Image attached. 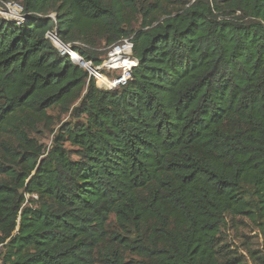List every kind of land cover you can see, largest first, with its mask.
Returning a JSON list of instances; mask_svg holds the SVG:
<instances>
[{
    "label": "trees",
    "instance_id": "trees-1",
    "mask_svg": "<svg viewBox=\"0 0 264 264\" xmlns=\"http://www.w3.org/2000/svg\"><path fill=\"white\" fill-rule=\"evenodd\" d=\"M168 1L0 0L2 264H264V0ZM53 32L137 65L100 88Z\"/></svg>",
    "mask_w": 264,
    "mask_h": 264
},
{
    "label": "built area",
    "instance_id": "built-area-1",
    "mask_svg": "<svg viewBox=\"0 0 264 264\" xmlns=\"http://www.w3.org/2000/svg\"><path fill=\"white\" fill-rule=\"evenodd\" d=\"M23 10V6L18 3H7V12L10 14L9 16H7L8 18H12L17 21L23 20ZM2 13L3 12L0 11V14ZM49 34L51 40L59 48V51L62 55L69 54L72 57L73 61L88 69L90 74L94 75L96 78L98 77L97 75L100 73V71L104 68L110 69L111 71L122 70V74H119L114 81L115 85L125 84L127 82V79L130 77V71L132 67L137 65L138 61L133 58L134 43L132 41V38L123 39L119 44L111 46L103 63L101 65L93 67L92 61H86L80 53L72 51L73 49L72 47H70V45H64L60 42L58 43V41H56L57 37L55 32ZM128 62L133 65L124 66V64ZM96 81H98V79H96ZM2 248L3 245L0 244V264H2Z\"/></svg>",
    "mask_w": 264,
    "mask_h": 264
},
{
    "label": "rangeland",
    "instance_id": "rangeland-1",
    "mask_svg": "<svg viewBox=\"0 0 264 264\" xmlns=\"http://www.w3.org/2000/svg\"><path fill=\"white\" fill-rule=\"evenodd\" d=\"M165 3L169 7H171V8L173 7V9H175V4L174 3H172V2H170L168 0H165ZM0 11L3 12L2 15L5 16V17L10 15L7 12V5L5 6V8L1 7ZM51 16L56 18L55 13H52ZM56 37H57V35H56ZM56 41H58V43H59V40L57 38H56ZM75 44L80 45V46L85 48L84 44H82L80 42H75ZM67 45H70V44H67ZM102 50H104V49H102ZM72 51H74V50H72ZM103 57L106 58L105 56H103ZM119 74H122V70L111 71L110 69L104 68L97 75L98 77L96 79H99L100 76L103 75V76L107 77V79H109L110 81L114 82L116 77ZM96 83L98 85L97 81H96ZM116 86L117 85H115L113 87H103V89H113ZM58 113H59L58 111H55L54 115H56V117H57ZM56 117H55L54 124L50 128H46L43 125H41L39 127L40 131L38 133H35V136L37 138H40V140L45 145H47V147H50L52 145L54 137L60 131V128H61L62 124L64 122L73 121V118L69 114L61 115L60 121H57ZM66 146L68 148H72V146L69 143H66ZM238 225H240L241 227H239L236 230H234V229L233 230H228L227 233H226V237H228V240L232 243L233 247H237L238 246L241 254H246V251H245V249L243 247V243H249L251 246L255 245V246L259 247L260 241L262 240L261 235H259L257 233V231H253L250 227L245 226V225H250V223L248 221H244V222L239 223Z\"/></svg>",
    "mask_w": 264,
    "mask_h": 264
},
{
    "label": "bare ground",
    "instance_id": "bare-ground-1",
    "mask_svg": "<svg viewBox=\"0 0 264 264\" xmlns=\"http://www.w3.org/2000/svg\"><path fill=\"white\" fill-rule=\"evenodd\" d=\"M77 57V56H75ZM127 65V66H131L133 64H131L130 62L124 64V66ZM98 85L101 86V87H113L115 86V83L113 81H110L109 79H107V77L105 76H100V78L98 79Z\"/></svg>",
    "mask_w": 264,
    "mask_h": 264
}]
</instances>
